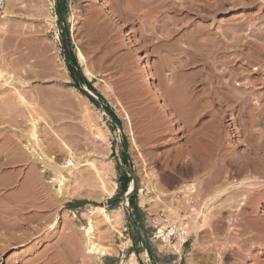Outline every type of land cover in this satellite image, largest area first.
<instances>
[{"label":"rangeland","instance_id":"obj_1","mask_svg":"<svg viewBox=\"0 0 264 264\" xmlns=\"http://www.w3.org/2000/svg\"><path fill=\"white\" fill-rule=\"evenodd\" d=\"M104 1L0 0V264H264V0Z\"/></svg>","mask_w":264,"mask_h":264},{"label":"bare ground","instance_id":"obj_2","mask_svg":"<svg viewBox=\"0 0 264 264\" xmlns=\"http://www.w3.org/2000/svg\"><path fill=\"white\" fill-rule=\"evenodd\" d=\"M99 1H101V3L103 4L102 6L104 7V8H107V10H108V5L106 4V2L104 1V0H99ZM219 34V33H218ZM221 34V33H220ZM206 35H208V34H206ZM212 35V34H211ZM222 35V34H221ZM209 36V35H208ZM207 36H205V38H206ZM210 37H212V36H210ZM222 37V36H221ZM208 39H210L209 37H207ZM213 38V37H212ZM208 39H205V40H208ZM217 39V38H216ZM221 39V38H220ZM212 40V39H211ZM210 40V41H211ZM223 40V39H222ZM225 40V39H224ZM223 42V41H222ZM225 42V41H224ZM221 44V43H220ZM219 44V45H220ZM206 45V44H205ZM221 46H223V45H221ZM76 56H77V58H78V60L82 63V64H85V56H84V54H83V51H81L79 48H77V50H76ZM142 64H143V66H144V71H146L147 72V75H148V77H147V81L149 82V83H151V80H152V74L150 73V70H149V68L147 67V64H146V62L145 61H142ZM2 65V64H1ZM0 74H1V71H0ZM85 74L86 75H92V73H91V71L87 68V67H85ZM2 75V74H1ZM1 75H0V77H1ZM7 75H9V74H7ZM11 73H10V75L9 76H7V78L6 77H4V79L2 80V81H4L2 84L3 85H8V87L9 86H11L10 88L12 89V84H11V81L12 80H9L10 79V77H11ZM4 76V75H3ZM2 76V77H3ZM13 76V75H12ZM13 78V77H12ZM0 83H1V81H0ZM2 84H0V85H2ZM2 85V86H3ZM14 85V84H13ZM10 88H8V89H10ZM13 88H14V91H16L17 90V88L16 87H14L13 86ZM7 89V90H8ZM16 89V90H15ZM6 90V89H5ZM17 93V92H16ZM17 94H19L20 95V93H17ZM22 94V93H21ZM16 95V94H15ZM9 97L10 96H8V99H9ZM12 97V96H11ZM10 97V98H11ZM20 97V100H21V102H22V100H23V102H24V98H22L23 96H19ZM18 97V98H19ZM7 99V100H8ZM13 99V98H12ZM10 100V99H9ZM8 102V101H7ZM13 101H11V103H12ZM4 103V102H3ZM6 103V102H5ZM1 104V103H0ZM8 104V103H7ZM160 104H161V108L166 112V114L169 116V117H171V118H173V116H174V114H173V112L170 110V109H168L167 108V106L164 104V102H162V100L160 99ZM2 105V104H1ZM11 105V104H10ZM3 106V105H2ZM14 106V105H13ZM4 107V106H3ZM6 107V106H5ZM11 108V107H10ZM123 109V111H124V108H122ZM8 110V109H7ZM14 111V110H13ZM32 112V111H31ZM33 112H34V110H33ZM125 112V111H124ZM127 113V112H126ZM126 113H124L125 114V117H126V119H127V121H128V119H129V117H128V115L126 114ZM31 115H32V113H30ZM35 114V113H34ZM30 115V117H32ZM37 118H39L38 116H37ZM31 118H29V120H30ZM28 120V119H27ZM47 120V119H46ZM45 120V121H46ZM30 124L29 125H31V127H30V129L32 130V132H31V134H29V135H31V139H33L34 140V142H35V144H37L36 145V147L38 146V150H39V152H38V150L37 149H35L33 146H31L30 144H28V141H27V144H25L29 149L28 150H30V151H33L34 153H36L37 154V152H38V157H39V159L41 160V163H43V164H41V169H40V171L41 172H43V173H47V168L49 169L48 170V175H46L47 176V180H48V183H53V182H58V184L60 185V184H62L63 185V182H64V180H65V175H64V173L63 172H71V169H74V168H76L77 167V162H75V160L73 159V157H72V152L70 151V150H68V152L67 151H65L64 149H62L61 148V145H60V149L61 150H58V151H62L63 153H66V155H65V157H63V159H62V157H61V159H62V161L61 162H57L56 161V159L52 156H50V157H45V155H44V152H43V150L42 149H44L43 147H42V149H41V147L39 146V143H40V135H38V132H37V130H35L36 129V127H37V120L35 119V118H33L32 120H30ZM39 122V121H38ZM47 122V121H46ZM26 125V124H25ZM28 125V124H27ZM225 124L223 125V128H225ZM39 127V126H38ZM48 134H50V133H48ZM28 138H30V137H28ZM49 138H50V136H49ZM52 138H54L53 136H52ZM40 140V141H39ZM55 140V139H54ZM54 140H51L50 142H52L53 144H54ZM57 141V140H56ZM51 143V144H52ZM205 143V142H204ZM52 144V145H53ZM131 144H132V146L133 147H137V145H136V143H135V140H134V138H131ZM205 144H207V143H205ZM56 146V145H55ZM54 146V148H55V150L58 148V146H56L55 147ZM203 146H205V145H203ZM206 149H207V147H206ZM204 150V149H203ZM35 151H37V152H35ZM207 151V150H206ZM61 152V153H62ZM196 152V151H195ZM60 153V152H59ZM62 153V154H63ZM204 153V152H203ZM206 153V152H205ZM68 154V155H67ZM209 154V153H208ZM62 156V155H61ZM207 156V155H206ZM205 156V157H206ZM207 158V157H206ZM205 158V159H206ZM60 159V160H61ZM207 161V160H206ZM210 161V160H209ZM142 162H144L143 160H142ZM211 162V161H210ZM210 162H209V165H210ZM205 163V162H204ZM214 164V163H213ZM81 165H84V163L83 164H81ZM205 165V164H204ZM197 167L199 166V164L198 165H196ZM202 167V166H201ZM203 168V167H202ZM210 168V167H209ZM254 168V167H253ZM204 169V168H203ZM202 170V169H201ZM209 171V170H208ZM207 171V172H208ZM251 171H253V170H251ZM210 173V172H209ZM208 173V174H209ZM252 173V172H251ZM190 174V173H189ZM195 174V173H194ZM45 175V174H44ZM198 176V175H197ZM152 177V176H151ZM150 177V178H151ZM207 177V176H206ZM208 178V177H207ZM206 181V180H205ZM207 182V181H206ZM207 185V184H206ZM61 186V185H60ZM160 188H161V186H160ZM152 189V188H151ZM159 190V189H158ZM158 192V193H157ZM155 194H154V198H156V200H157V198L159 197V191H157ZM60 193V192H59ZM66 193H64V192H62L61 191V193L59 194V199L62 201V199H65L67 196L65 195ZM162 195V194H161ZM162 197V196H161ZM56 200V199H55ZM54 201V200H53ZM53 203H55V202H53ZM56 204V203H55ZM59 204V203H58ZM95 209H98V210H100L101 212H102V215H103V217H104V219L106 220V222L107 223H113L114 222V220H115V218H112V215L113 214H111L112 212H115V211H113V210H110V211H108V210H106L104 207H102V206H98V207H96ZM73 215V214H72ZM113 216H115V214L113 215ZM70 222V221H69ZM73 224V223H72ZM94 223H93V219L92 218H90V217H88V219H87V221H86V224L83 226V225H81V224H79V228H82L83 229V231H84V234H85V236H86V244H85V249L87 250V252L88 253H90V254H92V255H106L107 254V252H108V248L106 247H102V246H100L99 245V243H97L96 242V240L93 238L94 237V225H93ZM147 252V251H146ZM109 253V252H108ZM132 260V259H131ZM133 264H136L135 262H133V260L131 261Z\"/></svg>","mask_w":264,"mask_h":264},{"label":"trees","instance_id":"obj_3","mask_svg":"<svg viewBox=\"0 0 264 264\" xmlns=\"http://www.w3.org/2000/svg\"><path fill=\"white\" fill-rule=\"evenodd\" d=\"M56 5H57V11H58V13H60V0H57V3H56ZM83 80L86 82V83H88L89 84V82L86 80V78H84L83 77ZM88 86H90V84L88 85ZM91 87V86H90ZM110 115L114 118V115L112 114V113H110ZM116 119V118H115ZM122 189L123 190H125L126 189V184H125V182H124V184H123V186H122ZM129 199V201H132V199H131V197L130 198H128Z\"/></svg>","mask_w":264,"mask_h":264},{"label":"water","instance_id":"obj_4","mask_svg":"<svg viewBox=\"0 0 264 264\" xmlns=\"http://www.w3.org/2000/svg\"><path fill=\"white\" fill-rule=\"evenodd\" d=\"M128 191V190H127ZM128 195V194H127Z\"/></svg>","mask_w":264,"mask_h":264}]
</instances>
